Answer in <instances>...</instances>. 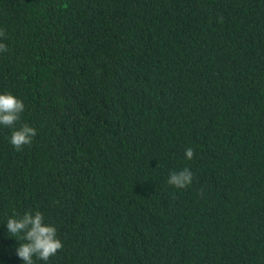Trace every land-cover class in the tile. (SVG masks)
Returning <instances> with one entry per match:
<instances>
[{
	"label": "trees",
	"instance_id": "obj_1",
	"mask_svg": "<svg viewBox=\"0 0 264 264\" xmlns=\"http://www.w3.org/2000/svg\"><path fill=\"white\" fill-rule=\"evenodd\" d=\"M0 31L37 130L0 128V264L33 208L49 264H264V0H0Z\"/></svg>",
	"mask_w": 264,
	"mask_h": 264
},
{
	"label": "clouds",
	"instance_id": "obj_2",
	"mask_svg": "<svg viewBox=\"0 0 264 264\" xmlns=\"http://www.w3.org/2000/svg\"><path fill=\"white\" fill-rule=\"evenodd\" d=\"M3 32L0 31V53L6 51L3 42ZM25 111L23 101L15 94L0 91V128L10 129L8 143L19 151L24 145L31 143L36 135V129L29 123L21 122V114ZM185 160L193 158V149L185 148ZM193 173L187 168L169 170L166 183L174 188L183 189L192 183ZM3 221V227L8 237L18 241L14 254L20 264H49L50 258L61 250V242L57 238V230L45 223L44 215L38 208L16 211Z\"/></svg>",
	"mask_w": 264,
	"mask_h": 264
}]
</instances>
